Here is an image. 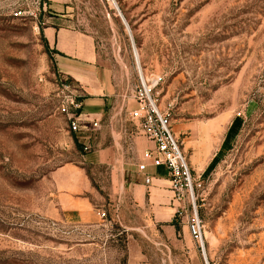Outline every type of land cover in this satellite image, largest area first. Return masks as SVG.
Returning <instances> with one entry per match:
<instances>
[{"label": "rangeland", "instance_id": "374dc122", "mask_svg": "<svg viewBox=\"0 0 264 264\" xmlns=\"http://www.w3.org/2000/svg\"><path fill=\"white\" fill-rule=\"evenodd\" d=\"M57 1L60 10L54 0H0V264H264V0H114L153 94L173 106L206 259L173 202L161 217L124 194L105 218L61 213L53 173L86 168V153L59 111L60 88L72 80L46 30L95 38L122 104L115 137L126 160L138 155L129 111L141 75L111 0ZM88 172L108 198L104 171Z\"/></svg>", "mask_w": 264, "mask_h": 264}, {"label": "crops", "instance_id": "0c3cea01", "mask_svg": "<svg viewBox=\"0 0 264 264\" xmlns=\"http://www.w3.org/2000/svg\"><path fill=\"white\" fill-rule=\"evenodd\" d=\"M57 2L54 0V6L60 10L63 5ZM46 36L57 52L61 71L78 84L83 105L81 129L83 134L92 137L94 146L92 152L84 156L86 168L65 166L53 173L61 191L59 201L64 218L71 222H91L96 214L102 218L100 213H105L106 204L111 205L116 214V200L120 201L123 194L139 206L150 205L160 217L168 215L166 205L172 204L173 193L167 169L150 167L148 173L153 178L150 186L144 184V177L138 172L142 152L153 148V144L139 131L140 139L134 138L137 157L126 160L121 154L123 149L115 137V128L119 125L117 113L122 104L116 99L111 72L98 62L95 38L75 28L55 27H49ZM136 108L137 105L132 107L129 114ZM94 121L99 122V128L92 127ZM89 168L104 171L99 173L98 181L102 185L100 190L106 192L108 198L101 196L94 186ZM99 207L102 210H97Z\"/></svg>", "mask_w": 264, "mask_h": 264}, {"label": "built area", "instance_id": "2783aa9c", "mask_svg": "<svg viewBox=\"0 0 264 264\" xmlns=\"http://www.w3.org/2000/svg\"><path fill=\"white\" fill-rule=\"evenodd\" d=\"M60 92V113L67 117L70 131L77 135L80 143L82 142L84 152H92L94 149L92 137L83 134L81 129L83 105L80 93L69 83L63 84ZM133 99L137 108L131 111L130 117L138 125L143 136L153 144V148H147L142 152L141 161L137 165L138 172L143 175L144 184L150 186L153 178L148 173L149 168L167 169L176 217L186 223L199 252L206 259L207 236L204 224L198 215L192 169L171 127L170 112L173 106L169 104L162 108L159 98L153 94L150 81L145 80L142 75ZM99 126L98 121L92 122L93 128ZM100 216L105 218L106 213H100ZM206 264H209L207 259Z\"/></svg>", "mask_w": 264, "mask_h": 264}, {"label": "bare ground", "instance_id": "6f19581e", "mask_svg": "<svg viewBox=\"0 0 264 264\" xmlns=\"http://www.w3.org/2000/svg\"><path fill=\"white\" fill-rule=\"evenodd\" d=\"M111 2H112V4H113V6L115 7V9L117 10V12H118V9L116 8V3H115V1L114 0H111ZM117 7H118V5H117ZM119 8V7H118ZM119 10H120V8H119ZM122 14V13H121ZM127 24V32H128V34L130 35V37H131V41H132V44H133V46H134V39H133V36H132V34H131V32H130V28H129V25H128V23L126 22V19H125V25ZM134 54H135V59H136V62H137V65H138V68H139V72H140V74L144 77V79H145V76H144V74L142 73V71H141V68H140V63H139V61H138V59H137V56H136V50H135V46H134ZM145 80H147V79H145Z\"/></svg>", "mask_w": 264, "mask_h": 264}, {"label": "trees", "instance_id": "16d2710c", "mask_svg": "<svg viewBox=\"0 0 264 264\" xmlns=\"http://www.w3.org/2000/svg\"><path fill=\"white\" fill-rule=\"evenodd\" d=\"M57 53V52H56ZM72 81H68L71 85H73L76 89H77V91L78 92H80V89H79V87H78V84L72 79V78H70ZM74 135V140L76 141V143L77 144H81L80 142H79V140H78V137H77V135L76 134H73Z\"/></svg>", "mask_w": 264, "mask_h": 264}, {"label": "water", "instance_id": "95a60500", "mask_svg": "<svg viewBox=\"0 0 264 264\" xmlns=\"http://www.w3.org/2000/svg\"><path fill=\"white\" fill-rule=\"evenodd\" d=\"M116 8L118 9V13H119L120 17L122 18L123 23H124V25H125V18H124V16H123V14H121V11H120L119 8L117 7V5H116ZM125 26H126V28L128 27L127 24H126ZM130 38H131V37H130ZM132 45H133V44H132ZM133 50H134V46H133Z\"/></svg>", "mask_w": 264, "mask_h": 264}]
</instances>
